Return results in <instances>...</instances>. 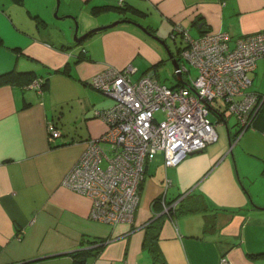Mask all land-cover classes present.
<instances>
[{"label":"crops","instance_id":"0c3cea01","mask_svg":"<svg viewBox=\"0 0 264 264\" xmlns=\"http://www.w3.org/2000/svg\"><path fill=\"white\" fill-rule=\"evenodd\" d=\"M116 5V0H60L58 20L66 21L58 26L50 17L52 3L0 0V78L29 72L31 79L46 83L38 94L18 82L0 81V264H70V254L82 242L83 248L99 246L84 264H152L142 241L145 230L155 225L160 264H219L221 259L264 264V105L239 139L255 134L259 145L249 150L241 144L246 154L237 146L258 162L251 174L234 176L229 159L235 156L230 142L235 133L231 136L223 113L210 107L229 138L227 156L206 147L165 167L162 158H152L159 153L151 155L132 225L90 221L89 201L60 185L83 142L105 130L92 113L109 108L110 98L90 88V77L106 66L122 69L138 55L153 65L161 61L147 41L154 40L124 28L73 44L74 25L77 36L106 26L118 19L115 10L93 14L92 9ZM122 5L131 15L166 26L168 34L178 25L192 39L217 32L234 39L264 31V0H123ZM61 26L64 34L55 30ZM149 27L144 28L160 37L158 28ZM259 75L264 81V58L248 74L251 84ZM48 123L60 131L55 140L48 138ZM161 203L174 204L168 216ZM85 241L96 244L87 247Z\"/></svg>","mask_w":264,"mask_h":264},{"label":"built area","instance_id":"2783aa9c","mask_svg":"<svg viewBox=\"0 0 264 264\" xmlns=\"http://www.w3.org/2000/svg\"><path fill=\"white\" fill-rule=\"evenodd\" d=\"M116 3L120 6L123 0ZM169 36L172 40L178 36L183 43L176 62L179 81L186 85L162 86L153 72L131 80L130 65L106 66L90 77V88L109 97L113 105L93 111L105 130L99 138L83 142L81 154L60 181L63 188L89 201L90 221L109 227L132 225L149 157L161 153L163 165L171 167L216 141L215 127L207 118L210 102L222 101L239 134L263 102L264 95L250 90L248 74L264 58V31L234 39L222 32L191 39L176 25ZM185 64L195 71L193 78L183 79L188 75ZM24 88L41 94V79ZM46 131L50 140L60 136L52 123ZM219 264L228 263L221 259Z\"/></svg>","mask_w":264,"mask_h":264},{"label":"rangeland","instance_id":"374dc122","mask_svg":"<svg viewBox=\"0 0 264 264\" xmlns=\"http://www.w3.org/2000/svg\"><path fill=\"white\" fill-rule=\"evenodd\" d=\"M37 3L39 5H43V4H50L52 3V12L50 13V17L52 18V20L54 21V23L56 25H61V22L66 21L65 19L60 18L58 20L59 17H61V8L59 9V3L60 0H36ZM56 1L58 2L57 5V10H56V16L53 15L54 11H55V6H56ZM50 6V5H49ZM25 10V9H24ZM115 15L118 17V19H115L114 21H118V20H128L131 21L132 23H135L136 25L142 26V27H151V28H158V32L160 33V37L156 36L159 40L163 41L164 45L168 48L169 52L172 54V56H176L177 50H179L180 48L183 47V43L181 42L180 38L178 36H176V38L174 40H172L167 32L166 26H162L158 24L157 27V22L156 24L152 23H148L146 21H144V18L141 17H137L134 15H131L128 12L125 11H115ZM62 22V23H63ZM110 24V23H109ZM108 25V24H107ZM103 26V25H102ZM149 27V28H150ZM114 28L116 29H128L130 31H133L134 33L138 34L140 37H144L143 34L140 32V30H138L134 25H130V24H118L116 25ZM53 29V28H50ZM58 29L62 32V34H64V27H57L55 30L58 31ZM58 32L59 34H61V32ZM61 34V35H62ZM189 36L192 38H194L191 33ZM145 38V37H144ZM147 41H149V43L158 50L159 52V56H160V60L161 62L158 63L155 67L154 65L149 62L148 60H146L144 57H140V55L136 56L130 63V66L133 68L134 72L131 75V80H135L143 70H145L146 68H151L150 70L153 71V74L155 75L157 82L165 87H171L176 85L177 81L175 79V75L172 69V66L170 65L168 59H167V53L166 51L162 48V46L158 43H156L155 41H150L149 39H147ZM153 66V68H152ZM185 69L188 70V75L183 76V79L186 80L189 78H193L195 76V71L190 68L187 64H185ZM251 91L256 93L257 95H264V81H262V77L259 75L257 78L253 77V84H251ZM93 90V89H92ZM97 95H99V97L101 98H106L105 96L99 94L98 92H96L95 90H93ZM109 104H111L110 106L113 105V100L109 99L108 100ZM212 110H217L219 112H222L223 115L225 116V120H226V124L227 127L229 129V132L231 134V136L235 133L236 131V127L234 126L235 124V120L234 118L225 111V107L223 106V103L221 100H214L212 102H210L209 105ZM155 117H157V119H161L159 115H156ZM208 120L210 121V123L215 127V133H216V141L209 144L208 146H206L207 148H211L213 150L219 149L221 152V155L227 156V150H228V144H227V139H226V135H225V129L224 126L217 122L218 121V116L216 114H214L213 111L209 110L208 115H207ZM217 123V124H216ZM243 133L239 134L238 136H236V138H233V142H231V150H233V153L235 156H233L232 151V159H229L230 161V165L232 167L234 176H239L242 174H251V171L255 168V166L258 164V162L250 156H246L243 153L239 152L237 150V146H238V142L239 139L242 137ZM234 136V135H233ZM241 144L247 148V149H255V146L259 145V139L255 134H252V136L250 137H245L244 140H242L241 142H239L240 148L243 150ZM244 152V150H243ZM236 153V154H235ZM245 153V152H244ZM261 156L264 154V150L260 151ZM246 154V153H245ZM153 159H157L160 160L161 158L163 159V155L161 153L157 154L156 156L152 157ZM228 158L229 155H228ZM238 179V177H237ZM239 181H237L238 183ZM239 185V183H238ZM240 189L242 191H245L243 188H241V185H239Z\"/></svg>","mask_w":264,"mask_h":264},{"label":"trees","instance_id":"16d2710c","mask_svg":"<svg viewBox=\"0 0 264 264\" xmlns=\"http://www.w3.org/2000/svg\"><path fill=\"white\" fill-rule=\"evenodd\" d=\"M110 8L115 10V11H117V12L118 11L121 12V11H125L126 10L124 5H120V6L116 5V6H112V7L111 6L110 7L103 6V7L93 8L92 9V13L93 14H98V12H101V11H104V10H109ZM134 12H136V11L134 10ZM179 50H177L176 56H173L176 60H178L177 56H178ZM81 53L84 54V50L83 49L81 50ZM160 62L161 61H159L156 64H154V67ZM152 68H153V66H152ZM63 73H64V71H62V74ZM3 79H7L9 81L18 82V85H20V87H22V86L28 85L33 79H36V78L32 77V79H31V75H30L29 72H21V73H14L13 75H5L2 78H0V81L3 80ZM45 84H46L45 81L41 80V88H42V90L45 89ZM184 85H186V83L184 81L183 82L180 81V82L176 83V85L174 87L184 86ZM259 97H263V95H259ZM263 105H264V99H263V102L261 103L259 109L257 110L256 114L252 118L250 125L247 128H249V127H251L253 125V123H254L257 115L259 114L260 110L262 109ZM221 117H222V115H220V118ZM239 133L240 132L237 133V131H236L235 135L233 136V138L234 137L236 138V136H238ZM230 141H231V139H230ZM232 142H233V139H232ZM169 214H170V211H168L167 216ZM148 228H149L148 230H145V235H144V238H143V241H142V248L150 256L152 264H160L161 262L157 258V249H156V245H155L156 233L158 231V227H157V225H155V226H152V227L149 226ZM85 242H86L85 244L87 245V247L96 244L95 241H91V242L90 241L89 242L85 241ZM83 244H84V242L80 243V246H81L80 248L81 249L76 250V251H74V252H72L70 254V256H71L70 264H84V261L87 258L93 257L97 253V251L99 250V246L94 247V248H83L84 247V246H82Z\"/></svg>","mask_w":264,"mask_h":264},{"label":"water","instance_id":"95a60500","mask_svg":"<svg viewBox=\"0 0 264 264\" xmlns=\"http://www.w3.org/2000/svg\"><path fill=\"white\" fill-rule=\"evenodd\" d=\"M57 5H58V2L56 1L55 11L53 13L54 16H56ZM65 18L71 19L70 16H66ZM122 23L134 25L138 30H140L141 33H143L145 36L149 37L150 39L154 40L156 43H158V44H160L162 46V48L167 53V59H168L170 65L172 66L173 72L177 76V80H178L179 79L178 78V73H177L178 65H177L176 59L169 52L168 48L164 45L163 41H161L157 37H154L153 35H151L144 27L139 26V25H136L135 23H132L131 21H128V20H118V21H114V22H112V23H110V24H108L106 26L91 29V30L85 32L84 34H82L80 36H77L76 26L74 25L73 32H72V35H71V40H72V42H73L74 45H77L78 43H80L82 40H84L89 35L98 33L100 31H104V30L111 29V28L115 27L116 25L122 24ZM246 129L247 128H245L244 131ZM227 143H228V147H229L230 146V143H229V138L228 137H227ZM195 154H197V153H195ZM167 209H169V207ZM256 209L263 210L262 208H256ZM162 214H165V213L163 212Z\"/></svg>","mask_w":264,"mask_h":264},{"label":"flooded vegetation","instance_id":"af4514ba","mask_svg":"<svg viewBox=\"0 0 264 264\" xmlns=\"http://www.w3.org/2000/svg\"><path fill=\"white\" fill-rule=\"evenodd\" d=\"M161 205H162V212H164V213H168V211H170L172 208H173V205H165V204H163V203H161ZM169 207V209H167ZM163 209H165V210H163Z\"/></svg>","mask_w":264,"mask_h":264}]
</instances>
